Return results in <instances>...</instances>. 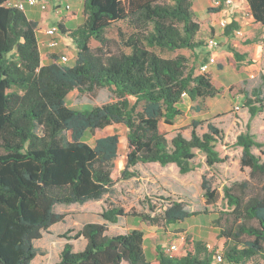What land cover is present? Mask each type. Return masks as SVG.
<instances>
[{
	"label": "trees",
	"instance_id": "obj_1",
	"mask_svg": "<svg viewBox=\"0 0 264 264\" xmlns=\"http://www.w3.org/2000/svg\"><path fill=\"white\" fill-rule=\"evenodd\" d=\"M0 0V264H33L38 255L34 242L43 232L65 221L60 208L99 203L112 194L119 182L133 178L137 165L173 166L182 176L198 178L209 208L219 215L241 221L224 232L234 245L224 258L231 264H247L264 255V152L263 144L249 132L237 136L234 146L241 149L240 166L247 175L223 187L225 208H219L222 195L203 166L226 163L228 156L217 151L225 135L215 123L208 131L194 120L191 133L178 131L173 137L160 130V123L173 126L182 116L179 108L184 95L196 102L221 94L209 73L196 74L190 58L180 51L207 48L200 39L201 24L192 0H85V22L72 31L63 24L77 47L73 66L56 61L42 64L37 38L38 23L24 11ZM252 17L264 25V0H246ZM220 12L221 9H211ZM125 22L131 33L119 40L106 37V30ZM236 19L223 30L230 37L240 30ZM92 40L100 46L92 48ZM128 51V52H127ZM234 57L244 56L232 49ZM210 52L203 61L209 62ZM107 88L114 101L85 110L71 109L66 98L71 92L94 94ZM244 107L250 119L264 114V96L254 90L245 96ZM113 124L127 130V160L120 174L115 169L119 156V135L107 136L91 146L84 141L90 131ZM201 174V175H200ZM258 181L259 185L254 186ZM184 202L172 201L162 215L132 214L143 223L157 226L184 222L199 212L186 210ZM131 216L119 205L103 208L100 217L117 224ZM107 225L86 224L73 238L83 237L86 245L75 251L66 243L57 264H212L213 252L200 241L185 239L167 253L156 247L157 257H145V233L128 229L125 234L107 235ZM239 246L241 248H239Z\"/></svg>",
	"mask_w": 264,
	"mask_h": 264
},
{
	"label": "rangeland",
	"instance_id": "obj_2",
	"mask_svg": "<svg viewBox=\"0 0 264 264\" xmlns=\"http://www.w3.org/2000/svg\"><path fill=\"white\" fill-rule=\"evenodd\" d=\"M233 1L235 8L212 12L211 0H192L196 18L202 27L200 39L206 44L212 38L219 42V48L212 52L216 57V63L209 74L212 75L215 85L221 89V94L215 98L196 102L184 97L179 104L183 114L175 124L169 126L164 121L160 123L161 132L170 134V138L178 131H184V135L189 137L194 120L204 122L203 126L197 130L199 134L208 131L207 123H215L223 130L225 139L222 144H218L217 151L221 157L228 156L227 162L207 167L201 153H197L195 159L200 166L204 167L203 173L207 175L213 186L221 191L222 202L219 208L226 207L223 187L230 186L247 175V171H243L240 166L241 149L234 146L237 136L241 133H251L257 142L263 144L262 148L255 149L256 153L264 152V114L250 119L244 107L246 94L251 96L253 91L258 89L264 96V25L254 21L246 0ZM49 11L51 10L45 13ZM74 12L75 9L72 7L69 12L62 11L61 15L65 18L62 24L68 22V26L75 29L85 22L86 16L82 11L81 18L77 20ZM230 17L240 22L241 36L233 34L225 37L222 29L219 28V21ZM120 33H131L127 23L114 24L106 30L105 35L109 39L119 40ZM59 45H62L64 53L71 55L68 66H73L77 57L74 41L71 37L66 40L61 37ZM90 46L96 48L100 44L92 40ZM232 49L243 55L244 60L238 61ZM208 51L209 49L205 48L196 52L184 50L179 53L190 58L191 65L196 68V74H200ZM61 55L62 53H59L58 57ZM113 101V94L107 88L99 89L94 94L71 92L66 98L67 106L75 110H85ZM127 134L128 130L123 125L113 124L105 129L88 131L84 141L95 146L100 138L119 135V156L115 161V169L120 174L127 160ZM132 170L135 176L119 182L116 190L105 196L101 202L60 208L59 211L66 213L67 217L64 222L43 232L42 239L34 242L38 255L33 264H57L68 242L74 245L75 251L83 250L86 245L83 237L72 240L67 238L75 237L89 223L106 224L109 236L125 234L128 229L142 230L145 233V257L148 261L156 259L158 245L168 250L172 245H180L185 239L203 242L213 255L216 253L225 255L228 248L234 245L224 232L235 228L241 221L237 222L234 218L224 217L217 222L219 215L211 208L208 214H204L206 206L203 192L200 190L198 178L194 175L182 176L173 166L162 168L154 164H140ZM255 185H259V182L255 181ZM172 201L184 202L187 211L199 212V214L181 223L167 225L161 222L157 226L143 223L140 217L132 216V214L162 215ZM110 204L124 207L131 216L121 218L117 224L105 222L100 217V213ZM212 264H216L215 260ZM247 264H264V255L256 256Z\"/></svg>",
	"mask_w": 264,
	"mask_h": 264
},
{
	"label": "built area",
	"instance_id": "obj_3",
	"mask_svg": "<svg viewBox=\"0 0 264 264\" xmlns=\"http://www.w3.org/2000/svg\"><path fill=\"white\" fill-rule=\"evenodd\" d=\"M61 3L62 4L56 7L54 11L55 15H57L59 19L58 20L59 22L56 25L52 26L50 29H48L46 32L47 36L49 37L48 46L50 48H57L60 44V38L63 35L69 36V34H63L60 31L59 24H62L63 19H65L62 17L61 12L62 11L69 12L72 9V5L68 3L67 0H62ZM211 5L213 9H221V11H223L224 9L226 11L228 8H233V7L235 8V4L233 0H211ZM9 6L24 12L26 11L27 7H38L41 11L46 12L50 7V0H26L24 2H15V3L10 2ZM234 19H235L234 17L222 19L221 21H219V26H220L219 28L224 30L227 27V25L231 23V21ZM234 34L237 36H241L242 34L241 29L236 31ZM207 48L209 49L210 52L209 62L201 67L202 73H208L210 67L216 63V57L213 55L212 52L216 51L219 48V42L215 38H212L207 42ZM71 58L72 57L69 54H63L58 57L56 62L60 65H68V62L71 61ZM184 97L187 96L184 95ZM176 249H177V245H172L168 250H166V252L169 254ZM214 260L216 264H231V263H226L224 255L220 253H216L214 255Z\"/></svg>",
	"mask_w": 264,
	"mask_h": 264
},
{
	"label": "crops",
	"instance_id": "obj_4",
	"mask_svg": "<svg viewBox=\"0 0 264 264\" xmlns=\"http://www.w3.org/2000/svg\"><path fill=\"white\" fill-rule=\"evenodd\" d=\"M24 1L26 0H12L11 2L15 3V2H24ZM61 2L62 0H50V7L48 10H51V11L47 13L41 11L38 7H27L25 11V14L29 20H32L38 23L37 38H38V42L40 45L43 65L52 64L54 62L53 60L54 55L58 56L59 53H62V55L67 54V53H64V49L61 48L62 45H59L57 48H50L48 46L49 37L46 34L48 29H50L52 26L56 25L59 22L58 21L59 19L57 15H55L54 11L56 7L62 4ZM67 2L70 3L72 7L75 9V12H74L75 19L79 20L81 18L80 16H81L82 11H84L85 0H67ZM63 24L66 30L68 31L74 30L73 27L68 26V22H64ZM62 38L66 40L67 38H70V37L67 35H63ZM211 69H212V66L210 67L208 73L210 72Z\"/></svg>",
	"mask_w": 264,
	"mask_h": 264
}]
</instances>
